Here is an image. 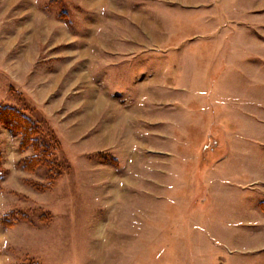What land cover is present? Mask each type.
<instances>
[{
    "label": "rangeland",
    "instance_id": "374dc122",
    "mask_svg": "<svg viewBox=\"0 0 264 264\" xmlns=\"http://www.w3.org/2000/svg\"><path fill=\"white\" fill-rule=\"evenodd\" d=\"M2 107L0 264H264V0H0Z\"/></svg>",
    "mask_w": 264,
    "mask_h": 264
},
{
    "label": "crops",
    "instance_id": "0c3cea01",
    "mask_svg": "<svg viewBox=\"0 0 264 264\" xmlns=\"http://www.w3.org/2000/svg\"><path fill=\"white\" fill-rule=\"evenodd\" d=\"M130 57H131V55H124V54H122V55H120V54L113 55V54H111L109 57L108 56L107 57L104 56L103 62L119 63V62H121V60L129 59ZM104 76L105 75L103 73V78H104ZM105 88H106L107 93H108V89H107L106 86H105ZM103 89H104V84H103ZM168 89H170V88H168ZM163 91H162V93H163L164 97H162V95H161L162 93L160 94L159 92H156V93L151 94V95L148 96L147 115H148V118L151 120L153 125H156V123L157 124H161L162 122H160V121H162V119H163V116H162L161 112L160 111L157 112V110H156L157 108L155 106H159V104L160 105L161 104L162 105H170L169 101L171 100V102H172V99H175V97L172 98L169 95L166 96V94L169 93L168 91H166V90L164 92ZM107 101H108V96L107 97L104 96V91H103V116H104V113H105L106 117H107L108 109L112 110V107L115 106V108H116V116L115 117H116V120H118L120 118V114H119V110H121L120 106L118 105V103H115V101H113L112 98L110 100L111 104H108ZM129 107L130 106H128L127 108H129ZM133 108H134V106H133ZM124 117L126 118L127 116L125 115ZM115 122H117V121H115ZM116 125H117V123H116ZM112 126H114V125H112ZM110 127H109V124H108V120L106 119V121L104 122V118H103V145L107 144L108 136H109V134L111 135V132H110V129H109ZM153 131H154V129H153ZM103 148H105V147H103ZM107 148H108V146H107ZM258 155H259V160H260L259 165H258V170H256V172H258V173H255L253 178L248 183L243 184V185H238V186H235V187L239 188L241 191H245V189L248 188V189H250L252 194H253V191L255 193L256 190L257 191L259 190L258 191L259 195L263 193V195H260V197H258V198L255 197L254 207L249 209L251 214L252 213H257L258 214L259 213L261 215L262 219H263L264 218V211L262 209L264 207V153L260 152V154H258ZM236 159L237 160L238 159L241 160V154H239V156H237ZM246 165L249 166V167L252 166L250 164V162H249V164L246 163ZM255 204H257V206ZM253 216H256V215L254 214ZM253 222H257V221H253Z\"/></svg>",
    "mask_w": 264,
    "mask_h": 264
},
{
    "label": "trees",
    "instance_id": "16d2710c",
    "mask_svg": "<svg viewBox=\"0 0 264 264\" xmlns=\"http://www.w3.org/2000/svg\"><path fill=\"white\" fill-rule=\"evenodd\" d=\"M0 122L19 132L23 138H26L33 128L31 122L29 123V120L23 114L12 107L0 108Z\"/></svg>",
    "mask_w": 264,
    "mask_h": 264
}]
</instances>
